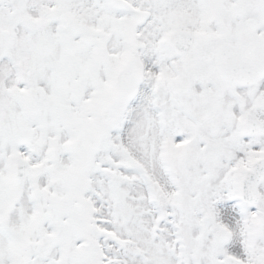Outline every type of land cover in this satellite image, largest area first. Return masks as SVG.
Wrapping results in <instances>:
<instances>
[{
	"label": "snow or ice",
	"instance_id": "1",
	"mask_svg": "<svg viewBox=\"0 0 264 264\" xmlns=\"http://www.w3.org/2000/svg\"><path fill=\"white\" fill-rule=\"evenodd\" d=\"M0 264H264V0H0Z\"/></svg>",
	"mask_w": 264,
	"mask_h": 264
}]
</instances>
